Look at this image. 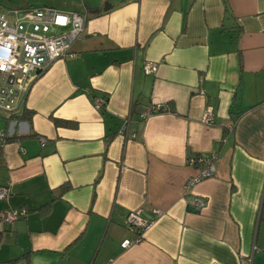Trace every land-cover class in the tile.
I'll list each match as a JSON object with an SVG mask.
<instances>
[{
  "label": "crops",
  "instance_id": "1",
  "mask_svg": "<svg viewBox=\"0 0 264 264\" xmlns=\"http://www.w3.org/2000/svg\"><path fill=\"white\" fill-rule=\"evenodd\" d=\"M71 1L86 13L75 56L0 112V215L26 209L0 222V264H264V0ZM199 154L214 171L184 195ZM155 207L164 215L122 248L137 235L127 212Z\"/></svg>",
  "mask_w": 264,
  "mask_h": 264
},
{
  "label": "built area",
  "instance_id": "2",
  "mask_svg": "<svg viewBox=\"0 0 264 264\" xmlns=\"http://www.w3.org/2000/svg\"><path fill=\"white\" fill-rule=\"evenodd\" d=\"M85 20V12L60 10L47 5L0 10V112L8 115L15 113L36 77L54 61L75 56L71 45L82 33ZM156 70L157 65L154 62L145 63L146 73H154ZM104 101L105 99H101L95 107H99ZM160 108L161 105H156L153 110ZM213 120L212 107L207 105L201 115V121L211 124ZM118 134L124 141L136 137L129 128V119L122 123ZM6 141V133L0 131V155L3 154ZM40 141L44 143L45 139L41 138ZM213 159L214 155L200 154L196 155L195 159H188L191 165L199 166V172L184 182V195L191 193L197 182L212 175ZM8 194V189L0 186V200H6ZM187 204L192 211L199 212L205 206V200L200 195L192 194ZM141 211V208H134L127 212L125 225L137 235L135 238L123 239L122 248L140 241L143 233L164 215V211L156 207L151 210L152 215L148 218L144 217ZM25 214L24 207L7 210L1 213L0 222L11 223Z\"/></svg>",
  "mask_w": 264,
  "mask_h": 264
},
{
  "label": "rangeland",
  "instance_id": "3",
  "mask_svg": "<svg viewBox=\"0 0 264 264\" xmlns=\"http://www.w3.org/2000/svg\"><path fill=\"white\" fill-rule=\"evenodd\" d=\"M29 1L34 2V5H47L60 10H68L66 8H69V6L74 5L73 3L76 2L71 0H29Z\"/></svg>",
  "mask_w": 264,
  "mask_h": 264
},
{
  "label": "trees",
  "instance_id": "4",
  "mask_svg": "<svg viewBox=\"0 0 264 264\" xmlns=\"http://www.w3.org/2000/svg\"><path fill=\"white\" fill-rule=\"evenodd\" d=\"M41 6H44V5H41ZM30 7H35V6H30ZM36 7H39V6H36ZM170 107H167V109H169ZM160 111H163V110H165V109H159ZM22 116V118H27V119H29V116H26V112H23L22 114H21ZM59 123H61V124H65V125H68L69 124V122H67V121H56V124H59ZM196 158V156H194V159ZM19 259H21V257L19 258H15V259H12V260H10L9 262H16V261H18Z\"/></svg>",
  "mask_w": 264,
  "mask_h": 264
}]
</instances>
